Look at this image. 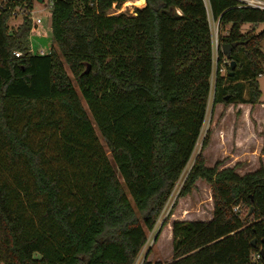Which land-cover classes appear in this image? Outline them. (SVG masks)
Returning a JSON list of instances; mask_svg holds the SVG:
<instances>
[{
  "label": "trees",
  "instance_id": "16d2710c",
  "mask_svg": "<svg viewBox=\"0 0 264 264\" xmlns=\"http://www.w3.org/2000/svg\"><path fill=\"white\" fill-rule=\"evenodd\" d=\"M0 1V264H134L200 137L210 20L228 25L212 104H255L264 11L238 0H145L110 14L129 0H49L52 45L39 54L27 45L28 14L8 31L13 9L28 12L32 0ZM234 42L225 57L221 46ZM207 144L208 133L171 208L203 180L212 217L173 220L171 259L154 264H264V167L206 166Z\"/></svg>",
  "mask_w": 264,
  "mask_h": 264
},
{
  "label": "rangeland",
  "instance_id": "374dc122",
  "mask_svg": "<svg viewBox=\"0 0 264 264\" xmlns=\"http://www.w3.org/2000/svg\"><path fill=\"white\" fill-rule=\"evenodd\" d=\"M204 1L206 3V0ZM138 3H140L139 0ZM32 6V10L28 12L20 7L13 9L12 15L8 20V31L12 32L16 29L22 23L23 16L28 14L31 26L35 25V28L31 30L27 38V45L30 51L35 52L42 48L48 52L49 47L52 45L48 29V1L41 0V2H38L37 0H32ZM141 6H143V3L140 6L132 4L125 6L123 3L119 8L112 7L108 12L110 14L124 11L131 13L134 7ZM249 28L248 24L241 26L242 30H248ZM227 29L228 25L221 31L216 23H211L213 44H215V38L221 33L224 34ZM261 29L262 24L254 26V33H258ZM259 47L264 56V39L260 40ZM261 68L262 74L257 77L258 89L260 91L259 100L261 102L258 100L255 104L234 103L226 105L218 103L213 105L212 87L214 79L210 80L211 90L200 137L182 176L161 211L153 230L146 232V242L134 264H140L143 259L150 261L152 264L170 261L172 245L168 224L173 220H194L205 215V212H209L208 207L212 204L210 200V186L203 180H198L195 189L189 195L178 198L176 205L171 208L173 201L176 199L184 173L190 167L194 156L200 151L201 141L206 133H208V144L202 151L206 166L212 167L218 162V168L233 167L240 175L253 171L259 168V166L264 167V123L259 122V105H264V59L261 63ZM66 71L69 74L67 68ZM244 95L246 96V93ZM82 104L85 107L83 102ZM99 140L103 145L102 139ZM170 209H172V214L168 217ZM184 211L187 212L184 213ZM166 217H168L167 223L162 226V222Z\"/></svg>",
  "mask_w": 264,
  "mask_h": 264
},
{
  "label": "built area",
  "instance_id": "2783aa9c",
  "mask_svg": "<svg viewBox=\"0 0 264 264\" xmlns=\"http://www.w3.org/2000/svg\"><path fill=\"white\" fill-rule=\"evenodd\" d=\"M47 1H48V4H49V7H50V1L49 0H47ZM238 1L240 2L241 6L250 7V8H256V9L264 11V0H238ZM211 23L215 24L216 22H214L213 20H210V30H211ZM211 41H212V35H211ZM217 47H218L217 38H215V44H213V42H212L213 70H212V74H211L210 80L214 79L216 72H218L221 75H224L225 74V65L228 64L227 60H222L219 68H217V66H216V50H217ZM38 53L39 54H44V53H46V51H44L42 48H40L38 50ZM257 257L258 256L254 257V258H257Z\"/></svg>",
  "mask_w": 264,
  "mask_h": 264
},
{
  "label": "water",
  "instance_id": "95a60500",
  "mask_svg": "<svg viewBox=\"0 0 264 264\" xmlns=\"http://www.w3.org/2000/svg\"><path fill=\"white\" fill-rule=\"evenodd\" d=\"M38 2H41V0H37ZM143 5L145 4V0H140ZM241 42H234V43H231V44H223L221 46V52L222 54L225 56V57H228L229 56V52L230 50L239 45ZM229 67H230V72H229V75H232L233 74V69L235 67V62L234 61H230L229 62ZM252 208L249 209V213L251 212ZM251 244H254V240L251 241Z\"/></svg>",
  "mask_w": 264,
  "mask_h": 264
},
{
  "label": "crops",
  "instance_id": "0c3cea01",
  "mask_svg": "<svg viewBox=\"0 0 264 264\" xmlns=\"http://www.w3.org/2000/svg\"><path fill=\"white\" fill-rule=\"evenodd\" d=\"M261 75V74H260ZM260 101V100H259ZM261 102V101H260ZM262 105V104H261ZM264 105L263 106H260L259 105V122H262V123H264ZM260 167V166H259ZM198 181V180H197ZM209 208V212L207 211V212H205V215H203L202 217H200V218H197V219H194V220H200V221H208V220H210L211 219V217H212V204H211V206H209L208 207ZM189 220H191V219H189ZM171 223L170 224H168V227H169V231L171 232ZM169 232V233H170Z\"/></svg>",
  "mask_w": 264,
  "mask_h": 264
},
{
  "label": "bare ground",
  "instance_id": "6f19581e",
  "mask_svg": "<svg viewBox=\"0 0 264 264\" xmlns=\"http://www.w3.org/2000/svg\"><path fill=\"white\" fill-rule=\"evenodd\" d=\"M140 1V0H139ZM140 3L142 4V2L140 1ZM140 3H138V0H134V1H126L125 3H124V5L126 6V5H136V6H140L141 4Z\"/></svg>",
  "mask_w": 264,
  "mask_h": 264
}]
</instances>
